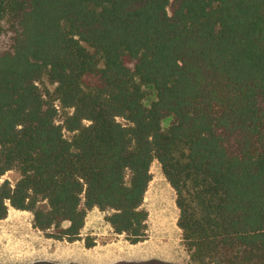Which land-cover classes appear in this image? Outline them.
Returning a JSON list of instances; mask_svg holds the SVG:
<instances>
[{
    "label": "trees",
    "instance_id": "1",
    "mask_svg": "<svg viewBox=\"0 0 264 264\" xmlns=\"http://www.w3.org/2000/svg\"><path fill=\"white\" fill-rule=\"evenodd\" d=\"M155 160L192 261L264 264V0H0V219L138 243Z\"/></svg>",
    "mask_w": 264,
    "mask_h": 264
},
{
    "label": "rangeland",
    "instance_id": "2",
    "mask_svg": "<svg viewBox=\"0 0 264 264\" xmlns=\"http://www.w3.org/2000/svg\"><path fill=\"white\" fill-rule=\"evenodd\" d=\"M42 88L48 84L45 79L39 82ZM59 108L57 121L62 123L65 111L60 103L56 102ZM122 123H128L124 118H118ZM67 138L72 137L73 133L64 130ZM153 174L152 185L148 187L144 205L149 215L147 219V237L136 245H123L117 251L118 257L130 260L119 262L117 264H196L191 260L188 248L183 239L182 230L178 226L179 209L176 205V193L169 181L166 179L161 165L155 160L151 166ZM20 178V172L16 169L7 171L3 177L9 179L14 185ZM10 209H12L10 207ZM13 210V209H12ZM29 218H33L32 211L25 212ZM9 227V226H8ZM14 227L6 228L0 221V264L8 263L12 260L8 252L4 251L3 243H8V233L12 232ZM36 228V227H35ZM35 232L36 231L35 229ZM13 233V232H12ZM90 239V237H88ZM67 252L77 261L88 264H107L115 261L117 256L115 252L104 254L98 251L84 252L79 246H70L66 248Z\"/></svg>",
    "mask_w": 264,
    "mask_h": 264
},
{
    "label": "crops",
    "instance_id": "3",
    "mask_svg": "<svg viewBox=\"0 0 264 264\" xmlns=\"http://www.w3.org/2000/svg\"><path fill=\"white\" fill-rule=\"evenodd\" d=\"M151 185L152 180L149 188ZM11 208L13 210L9 209L8 216L0 219L6 228L14 227L12 229L13 233L7 234L8 243H3L2 245L4 246L3 250L8 252L12 258L10 262L4 264H85L77 262L67 252V247L75 245L79 246L84 252L100 250L103 255L107 254L108 256L115 252L117 259L107 264H117L130 261L121 256L118 257L119 253L116 251L121 249L118 246L137 244L129 242L124 233L115 232L113 226L107 220L108 211L101 210L97 206L87 211L80 238L74 241L46 236L43 231L37 227L35 228L33 218H29L24 214L29 210ZM35 229L38 232H35ZM88 237L95 242L90 247L86 245ZM88 264L94 263L90 262Z\"/></svg>",
    "mask_w": 264,
    "mask_h": 264
},
{
    "label": "flooded vegetation",
    "instance_id": "4",
    "mask_svg": "<svg viewBox=\"0 0 264 264\" xmlns=\"http://www.w3.org/2000/svg\"><path fill=\"white\" fill-rule=\"evenodd\" d=\"M159 264H161V262H159Z\"/></svg>",
    "mask_w": 264,
    "mask_h": 264
}]
</instances>
